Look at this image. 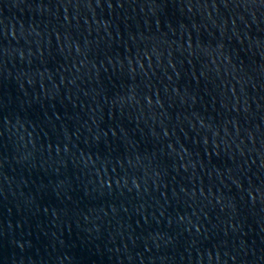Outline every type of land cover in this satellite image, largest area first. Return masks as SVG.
<instances>
[{
  "label": "water",
  "instance_id": "1",
  "mask_svg": "<svg viewBox=\"0 0 264 264\" xmlns=\"http://www.w3.org/2000/svg\"><path fill=\"white\" fill-rule=\"evenodd\" d=\"M0 264H264V0H0Z\"/></svg>",
  "mask_w": 264,
  "mask_h": 264
}]
</instances>
